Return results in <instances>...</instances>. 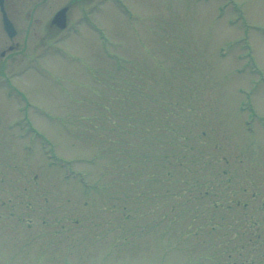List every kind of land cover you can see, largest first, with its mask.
Here are the masks:
<instances>
[{
  "label": "rangeland",
  "instance_id": "rangeland-1",
  "mask_svg": "<svg viewBox=\"0 0 264 264\" xmlns=\"http://www.w3.org/2000/svg\"><path fill=\"white\" fill-rule=\"evenodd\" d=\"M13 1L23 34L32 13L29 46L40 57L42 27L69 0ZM89 2L70 15L78 32L62 33L60 50L16 80L26 103L0 94V264H226L221 253L242 262L230 243L221 252L195 238L211 215L232 233L213 214L220 192L206 197L204 187L264 203V178L238 153L264 158V0ZM137 109L139 131L151 128L168 157L141 155Z\"/></svg>",
  "mask_w": 264,
  "mask_h": 264
},
{
  "label": "flooded vegetation",
  "instance_id": "flooded-vegetation-1",
  "mask_svg": "<svg viewBox=\"0 0 264 264\" xmlns=\"http://www.w3.org/2000/svg\"><path fill=\"white\" fill-rule=\"evenodd\" d=\"M89 1L90 0H69L67 4L62 7L68 8L67 28L65 30H59L55 26H51V22H49L48 25L42 27L41 33L44 34V36L39 38V42L42 41L41 47L43 49V52L40 57H36L35 55H33L34 53L31 52V48L29 46V33L32 32L31 29L33 28V18L31 16L32 13L26 16V22L28 23V25L26 27L25 34H23L21 29L18 27L19 25L16 21V18H14L13 15L12 7L14 1L4 0V10L16 30V35L10 38L5 33L3 27L2 10L0 8V94H2L3 97H7L6 88L12 87L14 82L5 81V78L14 77L15 80H19L21 79L19 77H22V79L26 77V71L29 70L30 66L33 65L34 62H36L39 58L45 56L51 45L53 47H57L59 43H62V39L61 37H59L60 35H62V33H74V28L77 29L79 22L74 21L70 15L72 11L80 5H84L87 2L88 4L86 6H88L90 3ZM86 16H84L83 21L87 20ZM48 33H50V35ZM47 38L48 40H46ZM12 66H14L13 70L11 68ZM258 163L260 165V171H263L264 158H261ZM263 174V172H260L261 177L263 176ZM256 183L260 184L261 181ZM237 188L239 189L240 194L242 190V193L245 194L248 187H243L242 189L241 186H237ZM218 190L219 189L216 190V194L219 192L220 193L217 194L216 197L221 198L213 202V214L217 213L218 220L225 221L227 228L231 229L232 233H229L230 230L229 232H227L224 228L215 227L214 229L217 233V236L219 233L215 248H220L221 252L223 250L225 252H228L227 245L230 243L231 247L234 248V251L238 252L239 255L245 258L242 262H239L234 258L235 255H227L228 259H231V256L233 258L231 264H264V226H262L264 223V203L259 205L258 202L254 201H237L234 196H232L231 194H227L226 187L221 191ZM261 216H263L261 223L259 221H253V223L251 224V221L253 219L261 218ZM215 217L216 215H211L209 218L205 217V219L208 220L207 223H214L216 226V222L214 219ZM246 225H248V230L245 232L242 229H244ZM195 247L198 250H203L204 243L199 242L195 245ZM240 248L242 251L239 252ZM224 255L222 253L220 254L221 257ZM192 261L198 264L197 260ZM229 262H227L226 264H228ZM187 264L194 263L188 261Z\"/></svg>",
  "mask_w": 264,
  "mask_h": 264
},
{
  "label": "water",
  "instance_id": "water-1",
  "mask_svg": "<svg viewBox=\"0 0 264 264\" xmlns=\"http://www.w3.org/2000/svg\"><path fill=\"white\" fill-rule=\"evenodd\" d=\"M0 5L2 6V10H3V0H0ZM66 11H67V9H63L60 12H58L52 21V25H56L62 29L65 28V26H66ZM4 25H5V30L8 32V34L10 36H13L14 30H13L12 24L7 19L5 14H4Z\"/></svg>",
  "mask_w": 264,
  "mask_h": 264
},
{
  "label": "trees",
  "instance_id": "trees-1",
  "mask_svg": "<svg viewBox=\"0 0 264 264\" xmlns=\"http://www.w3.org/2000/svg\"><path fill=\"white\" fill-rule=\"evenodd\" d=\"M160 130H162L163 131V133L165 132V129H163V128H161V127H158ZM149 129H151V128H148L147 129V131L145 132V133H142L141 132V136H139V139L141 140V144H142V142L143 143H145L147 146H150V142H149V135H152L151 134V132L149 131ZM159 135V134H158ZM153 136H156V134H154ZM156 138V137H155ZM158 143H162L161 141H158V136H157V138H156V144H158Z\"/></svg>",
  "mask_w": 264,
  "mask_h": 264
}]
</instances>
